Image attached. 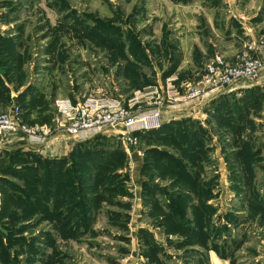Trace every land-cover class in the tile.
Listing matches in <instances>:
<instances>
[{"label": "rangeland", "instance_id": "374dc122", "mask_svg": "<svg viewBox=\"0 0 264 264\" xmlns=\"http://www.w3.org/2000/svg\"><path fill=\"white\" fill-rule=\"evenodd\" d=\"M243 21L264 34V0H0V114L52 125L57 101L128 107L166 77L197 83L222 37L242 36L236 54L254 41ZM223 90L136 146L119 129L63 161L0 153L17 167L0 171V264H264V88L232 114L220 105L251 95Z\"/></svg>", "mask_w": 264, "mask_h": 264}, {"label": "built area", "instance_id": "2783aa9c", "mask_svg": "<svg viewBox=\"0 0 264 264\" xmlns=\"http://www.w3.org/2000/svg\"><path fill=\"white\" fill-rule=\"evenodd\" d=\"M264 34L246 44L245 48L227 61L222 55L206 65L204 73L197 83L180 81L177 77L167 78L163 83L140 91L131 99L128 107L119 101L107 98L85 99L76 105L67 100L57 101L52 125L30 126L24 123L16 112L0 114V141L7 140L10 133L21 132L30 145L38 146L55 133L64 132L72 139L84 141L97 135H104L110 130L122 132V143L136 146L135 133H144L157 128L163 122V113L178 104L199 101L211 92L231 88L239 83H257L264 73ZM149 103L151 107L143 110L138 106L132 111L131 106ZM118 128V129H117Z\"/></svg>", "mask_w": 264, "mask_h": 264}, {"label": "crops", "instance_id": "0c3cea01", "mask_svg": "<svg viewBox=\"0 0 264 264\" xmlns=\"http://www.w3.org/2000/svg\"><path fill=\"white\" fill-rule=\"evenodd\" d=\"M237 12L238 13L236 16L239 17V11ZM242 25H243L242 30H244L243 31L244 34H246L249 39L255 40V38L259 35L258 33H256L255 28L252 27L251 25H248L246 21H243ZM229 33H232V35H228L227 37H224V38L222 37V40L224 41L223 42L224 45L222 44L223 45L222 47L223 55L222 56L228 59L227 61H230L229 59L234 57V55L236 54L235 53L236 51H234L233 49H235V47L237 48V45H239V42L242 39V36L240 35L239 37L238 34H236L233 30L232 32H229ZM217 55H219V53H217ZM171 77H177L180 81H183L180 79L178 75H174ZM254 88L257 90L258 89L263 90L264 73L262 74L260 81L257 83H251V84L250 83H239L231 88H227L226 90L218 91L217 94L219 95L221 93L223 94L234 93L239 90H244L242 92H244L243 95H245V94H249V92L254 90ZM213 93L214 92H211L208 96L209 97L212 96L211 98H213L214 95H211ZM236 96H238L237 93H236ZM19 134H22V133L14 132L12 135L8 136L7 140L0 143V153L5 152V151L13 152V150H15L16 147H19L18 144L19 142H21L22 146L28 147V149L32 148L30 150L27 149L26 151H32L37 154L40 153V155L46 156L44 158H53V155L59 158V156H62L66 154L68 151H70L71 148L74 147L76 143L82 142V141H78L76 139L70 138L64 132H59V133H55L50 138H47L45 143L38 145V146H34L28 143L26 136L23 135V137H25V138L22 137L23 140L21 138H18V136H20ZM33 149H36V150H33Z\"/></svg>", "mask_w": 264, "mask_h": 264}, {"label": "trees", "instance_id": "16d2710c", "mask_svg": "<svg viewBox=\"0 0 264 264\" xmlns=\"http://www.w3.org/2000/svg\"><path fill=\"white\" fill-rule=\"evenodd\" d=\"M172 75V74H171ZM167 79V77L165 78V80ZM164 80V81H165ZM257 91H259V89L257 90V89H255L254 88V90H252L251 92H249V94H247L248 96H250V98H248V99H245L244 97H243V99H242V101L241 102H236V103H226V104H224V105H220V107H222V111H225V113L226 114H232V112H234V111H238L237 110V105L240 107V105H243V106H250V104H251V102H252V100L254 99L253 98V96H254V94L257 92ZM243 102V103H242ZM138 135V138L139 137H141L142 136V134H137ZM99 137H103L104 139H105V136H102V135H97V136H95V138L94 139H96V138H99ZM90 146V145H92V142H91V140H89V141H84V142H80V143H76L75 144V146ZM122 151V150H121ZM31 153H26V152H23V153H19V155H18V158H21V162L22 161H24V162H26L27 160H28V157H32V156H34V157H37L38 156V154L37 153H35V152H32V151H30ZM11 153H13V152H10V154ZM37 154V155H36ZM40 157V156H39ZM0 158H2V156H1V154H0ZM41 159V158H40ZM44 160H48L49 162L50 161H54V160H57V161H63V159H60V158H57V159H53V158H43ZM9 162V160L8 161H6V160H1L0 159V171H10V172H15V170H17V167H15L16 165H14V162H11V163H8ZM27 165H30L29 163H27ZM28 169H30V168H28ZM3 175H6V174H3ZM51 188V189H50ZM48 190H49V193H47V196H48V198H49V201H53L52 203H54V204H57L58 202H59V200H55V198H56V196L57 195H55L54 193L56 192V185L55 186H52V187H48L47 188ZM51 203V202H50Z\"/></svg>", "mask_w": 264, "mask_h": 264}]
</instances>
